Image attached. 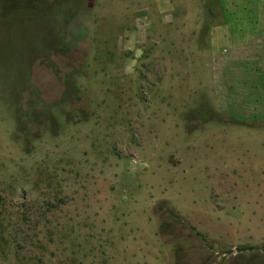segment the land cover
I'll list each match as a JSON object with an SVG mask.
<instances>
[{
  "label": "rangeland",
  "instance_id": "374dc122",
  "mask_svg": "<svg viewBox=\"0 0 264 264\" xmlns=\"http://www.w3.org/2000/svg\"><path fill=\"white\" fill-rule=\"evenodd\" d=\"M220 1L0 0V264H264V0Z\"/></svg>",
  "mask_w": 264,
  "mask_h": 264
},
{
  "label": "trees",
  "instance_id": "16d2710c",
  "mask_svg": "<svg viewBox=\"0 0 264 264\" xmlns=\"http://www.w3.org/2000/svg\"><path fill=\"white\" fill-rule=\"evenodd\" d=\"M207 13L209 15V20L211 21L217 20L219 17L222 16V14L224 18L226 17L225 21L227 20L224 6L220 0H207ZM259 249L260 248L245 247V246L239 248L241 252L254 251ZM262 249L264 250V247ZM177 264H183L182 260L178 258Z\"/></svg>",
  "mask_w": 264,
  "mask_h": 264
},
{
  "label": "crops",
  "instance_id": "0c3cea01",
  "mask_svg": "<svg viewBox=\"0 0 264 264\" xmlns=\"http://www.w3.org/2000/svg\"><path fill=\"white\" fill-rule=\"evenodd\" d=\"M157 2H158V0H157Z\"/></svg>",
  "mask_w": 264,
  "mask_h": 264
}]
</instances>
